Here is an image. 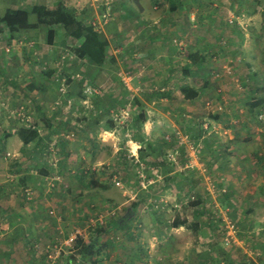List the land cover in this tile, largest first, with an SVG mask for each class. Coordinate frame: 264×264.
Masks as SVG:
<instances>
[{
	"label": "rangeland",
	"instance_id": "1",
	"mask_svg": "<svg viewBox=\"0 0 264 264\" xmlns=\"http://www.w3.org/2000/svg\"><path fill=\"white\" fill-rule=\"evenodd\" d=\"M25 1L28 9L62 2L69 13H73L71 17L93 24L99 31H108L111 44L107 64L91 67L86 62H74L76 57L71 49L78 41L71 40L68 48L65 47L67 51L64 52L65 59L61 60L63 64L54 61L59 71V83H55L54 76L52 80L63 86H69L70 80L74 82L59 93L50 92L46 100L49 101L46 102L47 106L59 99L69 106L70 109L58 111L57 117L63 115L83 120L82 124H74L71 129L75 136L66 144L70 149L69 156L52 155L54 166L59 169L63 167V173L52 171L50 176L45 177L47 185L50 182L54 185L52 191L45 190V194L52 193L53 198L56 193L60 201L71 203L74 213L83 210L86 217L78 216L79 219L73 221L59 218L57 223L62 232L38 246L33 245V250L41 253L36 255L26 250L27 254L21 255L17 250L15 261L27 264L29 257L31 264H66L71 258V264H91L94 258H79L72 249L73 243L66 246L63 242L69 237L74 241L76 236L88 241L94 235L95 224L104 222V225L100 224L102 227L106 224L110 226L113 220L127 216V208L137 203L136 219L128 227L132 233L141 231L143 234L145 230L163 233L168 228V219L175 214L185 217L186 223L190 224L196 218L197 211L202 224L199 233L202 244L205 247L212 245L221 258L216 255V264H232L222 253L238 245L239 240L244 242L243 248L249 251L247 258L251 264H264V157H261L264 156V101H261L264 100V92L256 91L264 87V0H188V3L187 0ZM138 1L143 6L141 15L132 5V2L136 5ZM174 5L177 7L173 8ZM187 7L192 10L189 21H185L183 15ZM252 7L256 8L257 13L247 16L243 11ZM209 11H214L216 17L225 18L228 23L236 22L237 37L241 38L237 44L236 37L233 39L236 46H231L228 35L224 33L216 36L218 39L205 38L207 41L204 39L196 43L195 37L199 38V33L193 32V28L202 21L197 17L206 16ZM192 20L193 28H186L185 22ZM159 23L157 28L151 30ZM55 28L57 39L62 38V28ZM44 30L41 27L38 36L33 37L39 40L36 50L41 54L47 52L40 41V34ZM149 32L161 36L149 43ZM164 35L167 37L162 40ZM116 40L118 45L114 44ZM62 41L64 45V39ZM201 45L208 48L212 55L210 63L216 65L211 72L205 68L185 75L183 70L189 48ZM56 46L59 47V43ZM250 69L256 73H249ZM39 74L32 72L30 77H22V80L27 78L24 81L26 84L29 80H33L34 84L39 83ZM83 75L91 77L88 86L94 88L93 95L83 92L77 81ZM18 82L19 87L10 86L15 91L11 95L12 100L0 104V119L13 118V126L22 118V115L18 116V110L23 116L31 117L30 121L35 118L32 113L34 108L29 106L35 98L28 97L30 93L22 92ZM80 82L83 86L84 79ZM39 84L42 86L43 83ZM185 85L196 88L199 97L185 101L180 93V87ZM50 87L54 89V85ZM156 91L166 95L158 97L154 93ZM137 98L140 104L135 103ZM249 102L255 108L252 113L248 110ZM9 106L12 107L11 113ZM20 106L24 107L23 111ZM6 110H9L7 114ZM141 112L147 120L142 127L155 130L156 136H160H154L152 142L144 140L141 126L131 132L130 124L138 123L135 117ZM5 128L7 124L0 125V135ZM90 129L95 132V140L88 142L84 138ZM100 132L102 134L99 136ZM128 136L133 138V143L127 141ZM13 137L2 144L4 156L10 154L7 162L22 159L19 153L21 145ZM44 141L49 143L46 139ZM45 142L44 145L47 144ZM149 145L153 148L148 149ZM89 147L91 149H87ZM32 159H27L26 164L29 161V165L37 168V162L33 164L36 159ZM39 160L40 166L48 165L43 155ZM196 162L199 165L188 167V172L180 169L182 165L191 166ZM6 166V162L0 161V169ZM103 167L106 172L101 173ZM82 168L87 173L83 179L77 180L72 171L77 172ZM92 171L99 173L97 178L100 184H107L109 189L103 191L81 187L73 188V195L66 193L71 181L78 186L88 183V172ZM15 175L8 178L20 183V171ZM5 179V173L0 172V181ZM30 179L25 183V188L31 184ZM116 182H119L118 186ZM248 216L252 217L253 222L251 230L245 234L244 218ZM119 235L121 230L115 234H103L99 243L109 249L111 259H107L115 264H126L128 258L117 259L113 250L116 251V247L123 244L124 247L131 245V241L120 239ZM50 240H54L52 244ZM140 240H145L146 244L150 241L147 236L140 237ZM190 240L193 242L192 237ZM47 246L52 249L57 247L48 258L45 254Z\"/></svg>",
	"mask_w": 264,
	"mask_h": 264
},
{
	"label": "crops",
	"instance_id": "2",
	"mask_svg": "<svg viewBox=\"0 0 264 264\" xmlns=\"http://www.w3.org/2000/svg\"><path fill=\"white\" fill-rule=\"evenodd\" d=\"M136 3L138 4L137 10L139 12V15H141L143 6L141 3H139V1ZM186 3H188V0L186 1ZM8 9L29 10L26 6L25 0H6V2L0 0V17H2ZM186 11L187 10H185L183 15H185ZM191 11L192 10H190V14ZM190 14H189V18H190ZM198 18L199 17H197V19ZM185 21L188 20L185 18ZM185 23H186L185 24L186 28L189 27L193 28L192 27L193 20L192 22H185ZM173 24L174 23H172V25ZM158 25H160V23L152 26L151 30L157 28ZM194 29L195 28H193V31ZM36 31L19 32L12 36L10 35L9 30L5 28L2 34H0V61H1L0 62V77H1L0 104H5V101L9 99L10 101L12 100L11 95H13L15 91L11 90L10 86L19 87L17 81H19L18 83L21 84L20 87L22 88L20 89H22V92L26 91L29 93V91L27 90V85L34 83V81L32 80L31 82V80H29L28 84H26L24 83V81H26L27 78H24L22 80V77L25 76L30 77L32 72H37L38 74L40 73L39 83H43L42 86L37 85L36 90L33 89L28 96L35 98L34 102H32L31 105L29 106L34 108L33 109L34 112L32 113L35 114V118L33 119V121L35 120L34 123L37 126L38 133L42 139L48 140L49 141L48 144L51 146L54 143V141L61 139V137L62 138L65 137L67 142H71L72 137L75 136L74 132L71 130L73 125L75 124L79 126V124H82L81 121L83 119L81 118L73 119L71 117H67L63 115L61 116L59 115L57 117L56 114H59L58 111L60 110L63 111L65 110V108L70 109L69 106L64 102V100L62 101L60 99L59 100L56 99L57 101H55V104L53 102L52 105L50 104L47 106L46 102L49 101L46 100L48 97L47 94H49L50 92L54 94L59 93V91H62L63 88H69L71 84H73L72 82L74 81L71 80V84L69 86H63L62 83L60 85L55 84V83H59L58 82L59 73L57 71L54 73V77H55V83H54V81L51 79L53 77L50 78V81H47L48 72L45 71L46 69H50V68L56 69L55 67H57V65L54 63V61H57V63H61V65L63 64L61 62L62 56L64 55V51H67L64 45L65 42L69 44L71 42V38L70 37L64 38L62 36V38L57 39L58 38L57 37L58 34H57L53 41V45L49 46L46 45L43 37L44 34L41 33L40 34V38H42V40H40L42 42L41 44L46 46L47 49V52L45 54H41L38 53L36 50L37 47L36 45H38L39 40L33 38L35 36H38V32ZM100 32L104 33V35L108 39L107 36L108 31L102 30ZM149 36L150 37L154 36L155 37L154 39H157L156 37H160L161 35L156 36V34H151L149 32ZM166 37L167 36L164 35L163 37H161V39L162 40L166 39ZM62 39H64V45H62L63 43ZM57 43H59V47L56 46ZM27 52L28 54L26 55ZM65 56L66 55H64V57ZM74 62H76V60ZM46 63H51V64L46 66L45 65ZM54 64L55 66H53ZM40 69L44 70L45 72L44 71L42 72ZM39 70L40 72H38ZM46 82H48L47 85H44ZM52 85H54L53 90L52 87H50ZM33 103H35V106ZM10 108L12 107L9 106V110ZM20 109L23 111L24 107L20 106ZM55 109L57 110L56 113L54 112ZM9 110H6L5 113L7 114ZM11 112L13 111L10 110V113ZM12 119L13 118H4L3 120L0 119V125L3 123H5V125L7 124V128H5L6 132L4 131V133L0 135V141L2 136H5V134L7 133L11 134V136L6 137L7 140H9L12 136H14L13 138H15V142L21 145L19 153L22 159L19 160L17 158L14 159L15 162H12V160L7 162L6 161L7 157L4 156V152H0V156H2L0 157V161L6 162L7 164L5 168L0 169V172L5 173L6 175V179L4 181L3 180L0 181V264H20L15 261L16 257L14 254L17 252V250L20 252L21 255H23L24 253L27 254L26 250H28V253L35 252V254L38 255L41 252H38L37 250H33V245L35 246L37 244L38 246L39 243L41 242L44 243L46 242L45 240H49L53 238L55 235H58V233L62 232V230L59 227L60 225L57 223V221H59V218L61 219V217H63L67 221L69 220L73 221L75 220V218L79 219L80 216L82 217L81 214L83 213V210H77L74 213V209L71 208V203L67 204L66 202L60 201L56 193H54L53 198H52V193L48 192L47 194H45L46 191H50V190L52 191L54 185L51 182L48 183L47 185V183L45 182V177L47 176L44 177L43 179L44 182H42V179L37 180L39 178H42V175L40 176L38 170L33 168L32 170L28 171L29 164L28 163L26 164V162L24 164V162H22L25 159H26L25 161H27V156L29 155V152L31 153V150L34 149L35 144L34 145L30 144L27 147H24L22 145L20 139L15 133L16 130L19 128L20 123H17L15 127L12 125L13 122L15 123V120ZM41 125H46V126L42 127ZM141 129H142V133L144 134V135L142 134L144 140L152 142L154 140V136L157 138L160 137L158 134L156 136L155 130L150 131L145 127H142ZM109 130L112 131L111 129ZM107 131L108 130H103L102 132H107ZM102 132L98 133V135L100 136ZM94 133L95 132L91 131L90 129L89 133L87 134L85 133L84 140L88 142L94 141L95 140L93 136ZM99 136H97V139H99ZM127 139L128 142L133 143L132 141L133 138L131 137L129 138L128 136ZM135 144L136 146H139L138 143ZM150 148H153L152 145H149L148 149ZM22 149H25L24 150L25 152H23ZM87 149H91V148L89 147ZM137 152H135V154ZM130 157H134V156H130ZM52 164L53 163H48V165H44V167L50 172L52 170ZM194 165L195 167H197L199 164L198 162H196L191 166L182 165L180 169H186V172H188L187 170L188 167H192ZM19 171L21 177H24L25 179L24 182L27 183V180L31 177L30 179L31 184L28 185L27 188H25L26 186H23V183H18V181L14 179H9L12 178V176H16L15 175L16 172ZM72 172H74V170ZM70 186H72L75 190L81 187H85V189L89 188L87 187L88 183H85L82 186L81 185L78 186L73 181L70 182ZM23 190H27L29 192H26L27 194H24ZM78 213L80 214L78 215ZM176 216H179L180 221L186 223L187 220L185 217L179 214L173 215L168 219L167 221L169 224L168 228L166 229L165 232L163 231V233L162 231L159 230H157L158 233L154 231L145 230L143 234H141V231L131 233V231L129 230H121V235L119 236L121 238L131 237L132 239L129 238L131 241V245H125L124 247L123 244L119 247H116V251L113 250V253L117 257V259L118 257L128 258L126 264H208V263L216 264L217 262L216 255L218 256L219 253L214 251L212 245L205 247V245L202 244L203 243L202 236L201 234H199L202 229L201 222L199 221L200 229H199V233L197 234L192 232V230L188 227V224L185 226L180 225L179 227H174L172 223ZM195 220H199V219L195 218ZM157 222L155 223L159 224ZM252 222L253 220L251 216H248V218H244L243 227L245 234L249 232V230H251ZM119 231L120 230H118L117 233ZM144 236H147L148 239L150 240L148 241V244L144 243L145 240L143 241L140 240V237H144ZM191 237L193 238V242L190 240ZM243 243L244 242L242 240L241 241L239 240V244H238L239 246L238 245L232 246L230 251L226 250L225 252L222 253L224 256L227 257L226 259L230 260V263L251 264L249 262V259L247 258L249 251L243 248L244 247ZM46 249H51V247L47 246ZM108 250H109L108 248L104 247V249L101 251L99 256L100 261L98 264H115L114 261L110 260L111 257H110V252H108ZM204 252H206L207 254H204ZM142 254H144V257L141 258ZM245 254L247 256H244ZM207 256L208 259H205ZM108 257L110 259H107ZM218 257L219 259H221L220 256ZM27 258H28L27 264H31L30 262L32 260L29 257ZM244 258L247 259L241 260ZM116 264H120V263H116Z\"/></svg>",
	"mask_w": 264,
	"mask_h": 264
},
{
	"label": "trees",
	"instance_id": "3",
	"mask_svg": "<svg viewBox=\"0 0 264 264\" xmlns=\"http://www.w3.org/2000/svg\"><path fill=\"white\" fill-rule=\"evenodd\" d=\"M132 5H134L135 7L138 6V4H134L132 2ZM173 5V4H171ZM177 7V5L173 6V8ZM137 9V8H136ZM187 11L184 15V17L189 21V14H190V8L187 7L186 8ZM69 9L65 8V5L63 6L62 2H57L54 5H50V6H37V7H33L32 9L26 10V9H8L4 15L2 17H0V34H2L3 30L5 28H7L9 30L10 35H15L19 32H26V31H36L39 32V29L41 27H44V40L46 45L52 46L53 45V41L55 39V36L58 34L57 30L55 28V26H60L63 30L62 36L64 38H71V40H77L78 43L76 45H74L73 50L74 51V56L76 57V61H82V62H86L87 64H89V66H98V67H103L107 64L108 59L110 58V54L108 52L109 49V45L111 44V42L107 39V37L104 35V33L100 32L97 28H95V26H93V24H87L85 21H82L81 19L77 20L75 17H71L74 16L73 13H69L68 11ZM138 11V10H137ZM245 14H247V16H252L254 14L257 13V10L255 7L252 8H247L243 11ZM214 11H209L208 14L206 16H201L198 19L202 21L200 23H198V26L195 27L193 32L199 33V38L195 37L197 40V43L200 40H204L205 38H211V39H218L216 38V36H219L220 34L223 35L227 34L229 41L231 43V46H233V44H235V41L233 40L236 37V44L237 41L240 40L241 38L237 37V33H238V26L236 24V22L233 23H228L226 21L225 18L222 17H216V15L214 14ZM69 16V18H68ZM264 29V26H263ZM150 37V36H149ZM154 36L150 37V42L154 41ZM206 40V39H205ZM207 41V40H206ZM115 45L117 44V40L116 42H114ZM235 44V46H236ZM69 44H65V47L68 48ZM233 51H235V49L232 48ZM66 52V51H64ZM69 52V51H68ZM212 55L209 53V50L207 47H203L202 45L200 47L197 48H189L187 55H186V65L184 68V73L185 75H192V73H197L198 71H203L206 68V71L211 72L212 69L214 68V66L216 64H214L213 62L210 63ZM63 58L65 59L64 55L62 56V60ZM139 59V58H138ZM247 68H251L250 65H246ZM208 69V70H207ZM42 72L44 70L40 69ZM194 70V71H193ZM47 73V81H50V78L54 76V73L58 71V69H46L45 70ZM44 71V72H45ZM249 73H256L255 71L252 72V70H249ZM76 75V74H75ZM208 74L206 73V76ZM77 76V75H76ZM80 76V75H79ZM205 76V75H204ZM52 79V78H51ZM67 79V77H66ZM82 79H84V83L83 86L81 85ZM91 77L90 76H85L83 75L81 77V80H77L80 83V86L82 87L83 92L93 95V93H95V90H93L94 88H91L90 86H88V83H90ZM69 81V80H68ZM207 81V80H205ZM71 82V80H70ZM206 85H208V82H205ZM38 86H41L39 84H28L27 85V90L29 91V93L32 92L33 89L36 90ZM259 92H264V87H262L261 89H256V91ZM26 92V91H25ZM27 94H29L28 92H26ZM158 97L161 96L163 97L166 94H163V92H154ZM180 93L182 94V97L185 101H192L195 100L199 97L200 93L199 91L190 86V85H185V86H181L180 87ZM260 100H258L259 102ZM261 101L263 102L264 100L261 99ZM135 103L140 104V100L137 98L135 100ZM254 105H252L250 102L248 104V110H250V112L252 113L254 111ZM26 117H28V115H25L22 118L19 119V121H17V123H20L19 128L16 130V134L18 136V138L20 139L22 145L24 147L29 146L30 144H35L34 149L31 150V153L29 152V155L27 156V159H36L33 160V164H35L37 162V164L39 166H37V168H35V166L33 165H29L28 166V171L34 169H37L38 172L40 173V176L42 174V180L44 179L45 176H50L51 175V171L59 174V173H63V167H61L60 169L58 167L53 166L52 165V170L49 172L44 165L40 166V156L43 155L45 161H47L48 163H53L54 160L52 159V155L54 153H56L57 155H62L64 157H68L69 153H70V149L69 147L66 145L67 144V140L66 138H61L59 140H57V143L53 144L52 146L49 145L47 142L44 141V139H42L38 133V129L36 124L34 123L35 120L30 121L29 122L26 121ZM18 118V117H17ZM136 120H138V123H131V132H135L137 131L138 127L143 126V124L146 122V118L144 116V113L141 112L139 113L136 117H135V122ZM16 125V124H15ZM138 125V126H137ZM16 127V126H15ZM51 127V126H50ZM11 136V134L7 133L5 134V136H2L1 141H0V150L1 152L4 151V147L2 149V144L3 142H5L7 139L6 137ZM64 139V140H63ZM43 142H45L46 145L43 144ZM164 142V141H163ZM162 142V143H163ZM167 144V143H166ZM166 144H162V145H166ZM25 149H22V151H24ZM37 150V151H36ZM34 152V154H33ZM35 153H39V156H37V154ZM8 157V156H7ZM264 157V156H261ZM26 160V159H25ZM24 160V162H26ZM12 162H15V160H12ZM44 163V162H43ZM29 164V161H28ZM47 165V164H45ZM60 166H63V163H60ZM32 167V169H31ZM104 168V167H103ZM106 169H102L101 173L106 172ZM86 170L84 168L80 169L79 171L77 170V172H73L74 176L77 180H81L85 177V174L87 172H85ZM47 174V175H46ZM49 174V175H48ZM68 174H70V172L68 171ZM97 175H99L98 172L92 171V172H88V187L90 189H100V190H107L109 189V186H107V184H100ZM24 177H20V183H23L25 186L24 182ZM73 187L69 185H67V189H66V193H72ZM30 190V189H29ZM27 190H23L24 194L26 193ZM80 193V192H79ZM77 198V197H75ZM79 201V200H78ZM76 201V202H78ZM82 201V200H80ZM79 201V202H80ZM77 203H75L76 205ZM198 205V202L195 204V206ZM138 204L137 203H132L130 205V207L127 208V212L124 218H118L116 220H113L110 224V226H101L100 224L104 225V222L102 223H97L95 224L96 226L94 229V235L90 236L89 240L86 241L83 238L76 236V239L73 241V248L75 249L76 252V256H78L79 258H94V260H92L91 264H98L99 263V256L101 251L104 249L103 246H101L102 244L99 243L100 238L102 237L103 234H109L110 232H112V234H115L118 230H129V226L130 223L132 221H134L136 218L134 217V213L135 210L137 209ZM197 215L199 212H195ZM202 214V213H201ZM199 214V215H201ZM178 215V214H175ZM195 216L196 218H198V216ZM82 217H86L85 211H83L82 213ZM126 224H128V226H126ZM172 225L174 227H179L181 226H185L187 225V223L180 221L179 216H176ZM188 227L192 230L193 233H199V220H193L190 224H188ZM132 233V232H131ZM128 237V236H127ZM132 239L131 237H128L127 239ZM120 239H124L121 238ZM52 241L51 244L53 243L54 240H50ZM55 243V242H54ZM98 243L100 245H98ZM109 243V242H108ZM107 243V244H108ZM32 246V245H31ZM56 246V245H55ZM54 246V249H56V247ZM100 246V247H99ZM53 248V247H52ZM47 249L45 250V254L46 257L48 258V255L53 251L54 249ZM66 264H71V258L68 259V261H66ZM246 264V263H245Z\"/></svg>",
	"mask_w": 264,
	"mask_h": 264
},
{
	"label": "built area",
	"instance_id": "4",
	"mask_svg": "<svg viewBox=\"0 0 264 264\" xmlns=\"http://www.w3.org/2000/svg\"><path fill=\"white\" fill-rule=\"evenodd\" d=\"M20 110H21V109H20ZM18 112H19V113H18V116L22 115V119H23L24 116H23V114L21 113V111H18ZM29 119H30V118H27V117H26V121L29 122ZM6 155L9 156L10 154L7 153ZM116 185L118 186V185H119V182H116ZM27 192H29V191H27ZM232 229H233V227H232ZM72 243H73V238H72V237H69V238H67V239L63 242V245L70 246V245H72ZM56 249H57V247H56ZM56 253H58V251H57Z\"/></svg>",
	"mask_w": 264,
	"mask_h": 264
}]
</instances>
